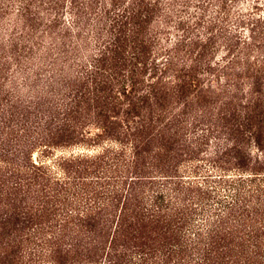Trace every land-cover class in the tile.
<instances>
[{"label": "rangeland", "instance_id": "374dc122", "mask_svg": "<svg viewBox=\"0 0 264 264\" xmlns=\"http://www.w3.org/2000/svg\"><path fill=\"white\" fill-rule=\"evenodd\" d=\"M130 8L141 54L115 60ZM252 172L264 0H0V264H196L164 221L206 238L228 177Z\"/></svg>", "mask_w": 264, "mask_h": 264}, {"label": "trees", "instance_id": "16d2710c", "mask_svg": "<svg viewBox=\"0 0 264 264\" xmlns=\"http://www.w3.org/2000/svg\"><path fill=\"white\" fill-rule=\"evenodd\" d=\"M136 13L135 9L130 8L113 16L114 28L117 25L119 27L116 29L117 32H114V28H112L113 34L115 33L112 38L113 41H109L112 48L107 47L112 59L127 61L129 58L137 59L140 57L141 51H137L138 41L135 34L139 32L141 22H139ZM127 45H130L133 49L132 52L130 51L131 57L128 56ZM228 178L230 179L227 180V184L233 191L231 200L218 201L219 206L216 207V211H218L219 219H215L206 227V238L200 237L202 234L199 232L194 234L196 237L186 231L182 235L178 223H184L185 217L181 216L184 213H179L181 215L176 213L179 218L178 222L165 220V233H161V235L166 236L167 233H170L173 236L175 234L179 238L177 243L179 250L198 249L200 255L195 261L196 264H211L214 258L213 254H216L219 244L226 241L230 243L229 249L238 251L237 255L239 257V260L235 258L231 261L226 260V264H264V218L261 217L256 220L257 225L248 221L254 219L252 215L255 211L257 212L264 207V174L259 172L239 173V175H231ZM157 207L160 210L162 205L158 204ZM235 212H238L239 216L228 227L224 228L220 224L224 219L223 217ZM238 231L241 233H238Z\"/></svg>", "mask_w": 264, "mask_h": 264}]
</instances>
